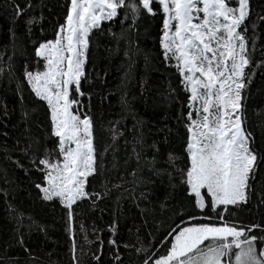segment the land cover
I'll list each match as a JSON object with an SVG mask.
<instances>
[{
  "label": "snow or ice",
  "instance_id": "6c2138e0",
  "mask_svg": "<svg viewBox=\"0 0 264 264\" xmlns=\"http://www.w3.org/2000/svg\"><path fill=\"white\" fill-rule=\"evenodd\" d=\"M35 7L33 0H4L0 4L9 11L13 25L8 30L12 52L7 45L0 52V73L6 69L12 77L13 57L17 52L24 55L26 65L19 83L30 91L34 103L38 101L44 108L45 116L33 132L29 111L22 110L23 130L12 144L18 155L8 159L27 175L35 174L33 186L41 200L65 209L72 264H80L73 223L82 202L95 209L97 201L110 198L113 190L132 194L135 188L125 185L147 186L154 183L152 177L165 176L181 194L178 204L169 206L175 219L155 243L137 237L138 247L112 238L118 228L113 220L108 225L112 234L108 244L115 264H125L121 247L134 248L137 257L144 254L136 264H264V218L247 223L226 218L234 217L242 206L264 208V144H257L254 132L247 127V100L254 77L259 72L264 78V43L257 46V38L264 39V5L254 15L251 0H66L63 22L53 26L50 37L34 39V28L39 26L41 34L44 32L43 16L28 14ZM149 17L159 22L158 56L165 68L175 69L177 87L170 89V97L180 105L175 132L167 124L159 131L165 144L173 135L180 137L181 147L178 155L169 150L164 157L157 141L145 142L142 122L137 120L131 141L136 168L127 173L133 179L126 180L121 174L116 182L104 175L108 170L106 154L109 150L115 153L117 138H123L119 125L130 105L122 92L119 118L109 121L107 129L117 144L101 148L92 115L94 92L85 87L94 71L87 67L92 37L94 30L108 31L117 42L134 45L130 34L138 31L139 21ZM18 20H23L25 29L23 51L16 47L20 37L14 26ZM117 22L119 33L112 30ZM28 44L32 45L30 57L35 68L27 63ZM129 52L125 49V56ZM257 53L261 59L255 58ZM100 79L104 83L103 77ZM179 92L184 93L182 100ZM17 95L23 103L19 86ZM10 115L6 105L0 109L4 129L0 136L6 140L9 133L3 121ZM4 148L7 155V143ZM161 158L166 167L158 166ZM142 162L150 173L146 179L138 173ZM140 198L150 199L148 191H141ZM7 211L9 215L17 212L12 207ZM21 217V213L14 217L18 226L13 231L15 242L23 247ZM80 230L84 231L82 224ZM161 247L163 252L156 251ZM98 253L99 248L92 260L99 261Z\"/></svg>",
  "mask_w": 264,
  "mask_h": 264
},
{
  "label": "trees",
  "instance_id": "16d2710c",
  "mask_svg": "<svg viewBox=\"0 0 264 264\" xmlns=\"http://www.w3.org/2000/svg\"><path fill=\"white\" fill-rule=\"evenodd\" d=\"M3 2L4 0H0V4ZM33 3L36 7L34 10H29L28 14L37 17L42 15L41 24L44 27L43 34L39 26L34 28V39L42 35L50 37L53 26L57 22H63L66 0H33ZM251 3L255 15L260 12L264 0H251ZM158 23L150 17L139 21L138 31L130 34V39L135 41L134 45L124 40L117 42L108 31L100 33L94 30L93 33L90 62L87 67L94 71L90 72L92 79L91 82H85V87L91 88L94 92L92 115L96 121V137L101 148L108 143L117 144L110 139L107 129L109 121L119 118L122 92L126 93L130 105L129 113L121 119L119 125L123 131V138H117L115 153L109 150L106 154L108 170L104 175L113 181H116L121 174L126 180L133 179L127 173L136 168V160L131 152L133 147L131 141L137 120L142 122L140 131L145 142L151 144L154 140L157 141L164 151V157L169 150H175L177 155L180 151V137L173 135L169 137V143L165 144L164 134L159 131L167 124L173 127L175 132V114L179 111L180 105L176 103V98L170 97V89L177 87L175 69L165 68L158 56ZM11 26L13 25L9 11L0 8V52L5 50L6 45L8 51L12 52L8 32ZM14 27L20 37L16 47L23 51L25 48L23 20H18ZM112 30L120 32L118 22L112 25ZM262 43L264 39L258 37L257 46ZM31 47V44L27 45L29 49L27 63L35 68L36 66L31 64ZM125 49H130L129 56H125ZM255 58L262 57L257 53ZM11 63L15 69L12 77L7 75L6 69L5 72L0 73V109L6 105L11 113L9 118L3 121L7 123L9 137L6 140L0 136V264H72L65 209L59 205L53 207L51 202L41 200L33 186L35 174L27 175L24 169L17 168L8 159L9 156L15 159L18 155L12 150V144L23 130L22 110L29 111L28 124L33 132L37 130L36 125L45 119L44 108L38 101L34 103L35 98L30 91L19 83L26 65L25 56L17 52ZM100 77H103L104 83H101ZM122 77L125 78L123 84ZM18 86L24 96L23 103L17 95ZM102 95L107 96V99L102 100ZM183 96L184 93L179 92L178 98L182 100ZM247 106V127L254 132L257 144H264V78H261L259 72L254 77ZM3 130L0 125V131ZM124 138L129 142L125 143ZM5 143L8 145L7 155H5ZM148 151L150 157V150ZM125 160L128 161L127 164ZM162 160L163 158L158 166L166 167ZM113 164L116 166L113 167ZM138 173L145 179L150 176L147 168L143 167V162ZM152 180L154 183L147 186L125 185L135 188L132 194H121L120 191L113 190L110 198L97 201L98 206L95 209L87 202L81 203L76 209L78 215L74 217L73 223L76 255L80 264H115L109 255L111 246L108 244V239L112 235L108 231V225L113 220L118 222V228L112 238L121 244L128 243L138 247L137 237L140 241L151 238L153 243L161 238V234L175 219L171 207L178 204L181 194L179 187H172L166 176L162 179L152 177ZM95 186L98 187V184ZM141 191H148L150 199L140 198ZM133 195L137 198L133 199ZM162 204L165 206L161 207ZM9 207L16 209L17 212L9 215L7 211ZM17 213L22 214L19 227L23 233V247L15 242L16 234L13 231L18 226L14 218ZM235 213L234 217L226 218L243 220L246 223L264 218V208L257 209L253 205L242 206L236 209ZM81 224L84 231L80 230ZM41 228L44 230L41 231ZM93 229L96 230L95 233ZM25 247L29 252L24 251ZM98 248L101 250V253H98L100 259L94 261L92 255ZM156 251L163 252L164 249L161 247ZM120 252L125 264H128L129 260L136 264L137 260L144 256L142 253L137 257L134 248L125 250L121 247Z\"/></svg>",
  "mask_w": 264,
  "mask_h": 264
}]
</instances>
